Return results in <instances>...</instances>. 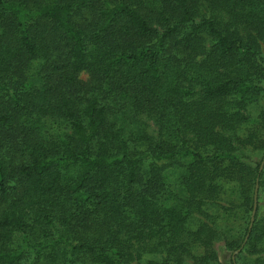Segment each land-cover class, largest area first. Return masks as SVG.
Returning <instances> with one entry per match:
<instances>
[{
	"label": "trees",
	"instance_id": "trees-1",
	"mask_svg": "<svg viewBox=\"0 0 264 264\" xmlns=\"http://www.w3.org/2000/svg\"><path fill=\"white\" fill-rule=\"evenodd\" d=\"M218 244L264 264V0H0V264Z\"/></svg>",
	"mask_w": 264,
	"mask_h": 264
},
{
	"label": "rangeland",
	"instance_id": "rangeland-1",
	"mask_svg": "<svg viewBox=\"0 0 264 264\" xmlns=\"http://www.w3.org/2000/svg\"><path fill=\"white\" fill-rule=\"evenodd\" d=\"M218 246H219L221 264H231L230 262L231 252L225 250L222 244H218Z\"/></svg>",
	"mask_w": 264,
	"mask_h": 264
},
{
	"label": "water",
	"instance_id": "water-1",
	"mask_svg": "<svg viewBox=\"0 0 264 264\" xmlns=\"http://www.w3.org/2000/svg\"><path fill=\"white\" fill-rule=\"evenodd\" d=\"M256 209H257V195H255L254 209H253V212H252V221L254 220Z\"/></svg>",
	"mask_w": 264,
	"mask_h": 264
}]
</instances>
